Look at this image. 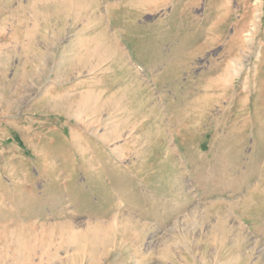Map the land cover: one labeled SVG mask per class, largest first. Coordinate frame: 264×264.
<instances>
[{
  "label": "rangeland",
  "instance_id": "obj_1",
  "mask_svg": "<svg viewBox=\"0 0 264 264\" xmlns=\"http://www.w3.org/2000/svg\"><path fill=\"white\" fill-rule=\"evenodd\" d=\"M0 264H264V0H0Z\"/></svg>",
  "mask_w": 264,
  "mask_h": 264
}]
</instances>
